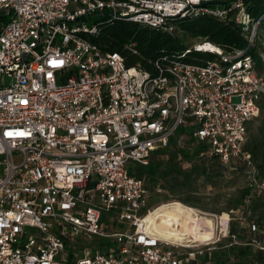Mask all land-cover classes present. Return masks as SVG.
Wrapping results in <instances>:
<instances>
[{
	"label": "built area",
	"instance_id": "obj_1",
	"mask_svg": "<svg viewBox=\"0 0 264 264\" xmlns=\"http://www.w3.org/2000/svg\"><path fill=\"white\" fill-rule=\"evenodd\" d=\"M206 1L214 0H0V15L9 18L0 22V264L68 263L66 242L70 264H204L201 246L184 256L189 244L148 233L145 215L159 204L150 208V188L129 167L147 165L173 138L180 144L178 129L190 128L207 156L245 161L251 185H259L244 148L264 96V78L248 53L257 21L244 49L195 41L193 49L216 57L202 64L176 59L157 65V75L126 66L119 52H104L80 33L97 34L86 18L102 11L109 20L170 32V18L227 16L229 8ZM231 7L248 25L242 2ZM115 222L124 229L114 230ZM95 236L115 244L75 251L76 239Z\"/></svg>",
	"mask_w": 264,
	"mask_h": 264
},
{
	"label": "trees",
	"instance_id": "obj_2",
	"mask_svg": "<svg viewBox=\"0 0 264 264\" xmlns=\"http://www.w3.org/2000/svg\"><path fill=\"white\" fill-rule=\"evenodd\" d=\"M125 2L127 0H114ZM235 0H214L206 1L203 4L208 6H224L229 8L224 19L211 14H200L189 17L170 18L169 23L174 27L172 32L161 28L143 25L124 18L109 20L110 12L102 11L94 13L86 18H94L92 24L98 25L97 34L81 32L80 35L89 39L104 52H119L126 66H137L152 75L159 73L158 66L164 67L173 60L202 64L207 60L216 57L215 52L195 50L190 40L208 41L224 50L232 52L244 49L250 38L253 24L257 21L256 30L264 15V0H240L244 11L248 14V25L237 20L238 7H231ZM237 1V0H236ZM91 17V18H90ZM264 17V16H263ZM0 15V22L7 21ZM90 23V22H89ZM189 40V41H188ZM189 49L185 54H183ZM248 53L253 57L255 68L258 74L264 69L263 61L252 45ZM260 111L264 110V96L259 101ZM248 130V129H247ZM262 133L246 137L244 148L251 155V163L255 170V176L259 184L264 182V114L261 125ZM177 136L184 134L182 144L175 142L173 138L169 147L154 151L147 165L131 163L130 174L146 179L145 184L151 189L165 191L164 199L168 201H179L187 206L200 209L213 214L228 213L238 210L244 217H248L249 227L255 225L256 231L264 232V199L251 183L237 185L232 191L233 179L227 178L226 171H243L248 168L243 160L231 161L223 164L216 155L205 154L206 145L203 141L196 140L191 135L190 128H180ZM249 182V181H248ZM199 183V185H198ZM201 187H203L201 189ZM209 190V192H207ZM255 191V192H254ZM258 193V194H257ZM251 232V231H250ZM253 233V232H252ZM245 238L232 221L229 227V235L226 238L225 248L233 249L234 235L236 239L246 240L247 245L243 248L251 250L252 239L261 242L262 236ZM100 243V248L108 249L114 245L111 240ZM223 242L217 244L223 247ZM242 249V248H241ZM263 252L262 249L258 250ZM227 255L230 251L225 252ZM201 259L202 263L210 262L209 255ZM213 258L216 260L215 253ZM214 264H218L216 261Z\"/></svg>",
	"mask_w": 264,
	"mask_h": 264
},
{
	"label": "rangeland",
	"instance_id": "obj_3",
	"mask_svg": "<svg viewBox=\"0 0 264 264\" xmlns=\"http://www.w3.org/2000/svg\"><path fill=\"white\" fill-rule=\"evenodd\" d=\"M264 15H262V20L260 21V24L258 26V29L255 30V34L254 37L252 38V46L256 48V50L258 51L262 61H263V65H264ZM91 18V17H90ZM88 23L92 24V22L95 21L94 18L88 19ZM189 41V40H188ZM191 42H195L196 40H190ZM263 78H264V69L260 74ZM263 114H264V110L260 111V113L258 114V116L256 118H254L248 125V130H247V136L248 139L250 137L259 135L260 133H262L261 130V125H262V119H263ZM261 135V134H260ZM185 139V137L182 139L181 143H183V140ZM226 177L227 178H232L234 185H232V187L228 188L227 191H232L234 189V187H236L237 185H244L247 183H250L249 178H248V168H244L243 171L239 172L238 170H234L231 171V169L226 171ZM144 181L146 180L148 183L149 181L146 179V177H144ZM249 181V182H248ZM199 185V183H198ZM203 187H201L202 189ZM151 190V189H150ZM253 190H260L258 191V193L260 194L261 192V197L262 199H264V183L262 185H257L255 186V188ZM207 192H209V190H207ZM255 192V191H254ZM257 193V194H258ZM165 196V191L164 190H151V198H150V208L155 207L159 204L164 205L167 204L169 202L173 201H168L166 202L167 199H164L163 197ZM174 202H179V201H174ZM185 204L181 203L175 204V207H178V209H184L187 213H188V217L194 221V223H189L188 224H195V221L197 219V217L199 216H207L209 218H211L214 222V226H215V230H214V234H213V238L208 240V241H193V242H188L189 246H183L184 248L182 249V251L184 252V256H189V252H191L193 249H195L196 246H201L202 247V253L199 254V258L200 260H203V256L205 255V253H207L209 255V259L211 260L209 262V264H214L216 261L218 262V264H264V250L262 249L263 252H259L258 250L260 249L259 246H264V232L263 229H261V232H254L251 229V227H249V220L248 217H244L242 212L235 210L233 211L231 214L228 213H222L220 215L218 214H213L210 212H206V211H202V213H200L199 211H188L187 208L184 206ZM187 206V205H186ZM180 207V208H179ZM200 210V209H199ZM171 212V210H169ZM195 212V213H194ZM205 212V213H204ZM196 214V215H195ZM198 214V215H197ZM228 214V226L227 228L229 229L232 221L235 223V227H237V229H239V232L245 237H257L258 239V234L259 236H262L259 242V246L254 243L251 244V250H247L244 249L243 247L245 245H247L246 240H240V239H236L233 240V244H235V248L233 249H227L225 248V244L227 243V240L223 238H226L227 236H223L224 233V228L226 226V220H227V215ZM112 216V217H111ZM114 217V212L113 211H109V212H105L104 213V217H103V223L104 225H106V227H110V220L111 218ZM125 227V225L122 224H118L115 222L113 229L114 230H123ZM251 231V232H250ZM256 231V230H255ZM253 232V233H252ZM110 239L109 238H104V237H94L92 239H76L75 240V251L78 253L79 251H81V247L80 244L82 245V247L84 245H88V246H100V243H103L102 245H106L104 244L105 242H108ZM219 242H223L224 245H222L223 247H218L217 244ZM242 248V249H241ZM65 251L66 253H68V263H64V264H70V261L73 259L72 257V253H73V248H71L69 246V243L66 242L65 243ZM226 251H230V253L227 255L225 252ZM215 253V256L217 257V259L215 260L213 258V254Z\"/></svg>",
	"mask_w": 264,
	"mask_h": 264
},
{
	"label": "bare ground",
	"instance_id": "obj_4",
	"mask_svg": "<svg viewBox=\"0 0 264 264\" xmlns=\"http://www.w3.org/2000/svg\"><path fill=\"white\" fill-rule=\"evenodd\" d=\"M176 203L180 204L173 202L160 205L145 215L146 229L150 235L182 245H187L189 241L204 242L213 238L215 226L208 215L197 217L195 224H188L194 221L184 209L175 207ZM184 206L188 211H193L191 207Z\"/></svg>",
	"mask_w": 264,
	"mask_h": 264
},
{
	"label": "crops",
	"instance_id": "obj_5",
	"mask_svg": "<svg viewBox=\"0 0 264 264\" xmlns=\"http://www.w3.org/2000/svg\"><path fill=\"white\" fill-rule=\"evenodd\" d=\"M195 213V212H194ZM196 215V214H195ZM198 215V214H197Z\"/></svg>",
	"mask_w": 264,
	"mask_h": 264
}]
</instances>
